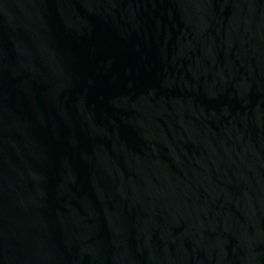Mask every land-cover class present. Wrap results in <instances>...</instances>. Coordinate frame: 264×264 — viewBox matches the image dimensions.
I'll list each match as a JSON object with an SVG mask.
<instances>
[{
  "label": "water",
  "instance_id": "95a60500",
  "mask_svg": "<svg viewBox=\"0 0 264 264\" xmlns=\"http://www.w3.org/2000/svg\"><path fill=\"white\" fill-rule=\"evenodd\" d=\"M0 264H264V0H0Z\"/></svg>",
  "mask_w": 264,
  "mask_h": 264
}]
</instances>
